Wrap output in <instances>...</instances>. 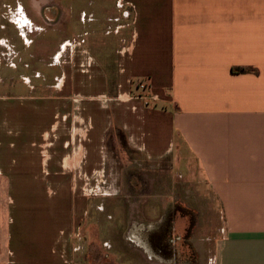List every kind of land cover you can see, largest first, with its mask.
<instances>
[{
    "label": "crops",
    "instance_id": "obj_1",
    "mask_svg": "<svg viewBox=\"0 0 264 264\" xmlns=\"http://www.w3.org/2000/svg\"><path fill=\"white\" fill-rule=\"evenodd\" d=\"M32 8L44 25L22 6L24 39L0 31V264H264V0H93L70 37L45 27L63 7ZM190 158L209 196L180 194L217 203L210 250L201 207L175 206Z\"/></svg>",
    "mask_w": 264,
    "mask_h": 264
},
{
    "label": "rangeland",
    "instance_id": "obj_2",
    "mask_svg": "<svg viewBox=\"0 0 264 264\" xmlns=\"http://www.w3.org/2000/svg\"><path fill=\"white\" fill-rule=\"evenodd\" d=\"M93 0H0V31H3V29H1L2 26H6L8 25L9 27V31H10V35H14L15 37L14 38V41H19L21 39H24L23 35L20 34L21 37L17 36L16 34L18 33V30L16 29V27L20 30L21 28L18 26V24H14L11 22V20H15V18L13 19H10L11 16H13V14L18 10V8L20 9L22 6L25 8V11L27 12V14L30 16V20L27 21L28 23V26L29 28L31 29L30 31H35V29L38 27L37 25H39L38 23H40L41 25H44V22L43 20H39L38 18H36V14H34V11H33V4L37 5V8H38V5L39 7L41 6H44L45 3L48 4V5H51V4H58L60 5L61 7H63L60 12V15H51L50 18H48L49 20L47 21L48 24L45 25V27L47 28V30H49L50 27H53L54 25L58 26L61 30L58 31V32H55V33H51V37H70V33H69V22H70V6L72 5H87V3L91 2ZM99 1V0H97ZM116 0H105V2L109 3L110 6L114 5ZM59 7V6H58ZM75 8V7H74ZM48 13H50L49 11H46ZM16 14V13H15ZM5 15V16H4ZM95 17V16H93ZM90 18H92V16H90ZM18 22V21H16ZM21 22V21H20ZM3 27V28H4ZM5 27V28H6ZM15 33V34H14ZM36 33V32H35ZM32 36L29 35V38L30 39H33L35 37V42L28 48V51L26 52L28 57L30 58V54L32 55H35L37 54V51H38V33H36ZM47 33L46 35L48 36L49 33L48 32H40V34H45ZM1 36V35H0ZM6 45L8 47H4L3 45L0 44V48L2 51L4 50H8V52H13L14 50V46L12 45V43L10 41H8V39H6ZM8 48V49H7ZM52 48V47H51ZM31 51V52H30ZM19 59V58H17ZM18 61H21L20 59L19 60H14L13 58L12 59H9V62H16L18 64ZM49 72L54 74V68H48ZM36 75H34V72H32V69H25L24 72L22 74H17V75H14L13 78H15V83L16 84H19V85H23V82H25L26 84L25 85H28L30 83V81L33 83V84H36L38 79H37V73H35ZM25 76H27L29 78V82H26L24 81V79H22V77L25 78ZM5 88V86H4ZM9 89V90H7ZM6 91H11L12 90H15V89H12V88H7ZM27 89V88H26ZM143 90V89H142ZM22 91H26V90H22ZM143 91H146L143 90ZM15 92V91H14ZM17 92V91H16ZM17 94V93H16ZM181 147L183 148V146L181 145ZM185 149V148H184ZM177 160V158H176ZM178 161V160H177ZM188 162V170L187 171H182L180 169H175L169 174L172 175V178H175L177 179V182L174 183V193L175 194H180L183 190L185 192V190L187 188H189V191L191 192V194L194 192H198V190H201V193L206 196L205 194L208 195V191H207V188L205 187V185H201L200 184V173H199V169H198V166L196 164L195 161L188 159L187 160ZM146 165V164H145ZM115 166L117 167V163L115 164ZM119 166H123V165H119ZM147 166V165H146ZM136 172H134L135 174H137V176H139L138 178H143L142 180H145V182H148V178H153V177H156V176H159L160 174L163 173V171L161 170H154L153 168H141L140 169H136L135 170ZM139 172V173H137ZM159 172V174H157ZM118 170H115V176L118 177ZM139 174V175H138ZM48 175V174H47ZM186 177V178H185ZM188 178V179H187ZM176 181V180H175ZM144 182V183H145ZM117 188V187H116ZM53 186H46L45 187V191L46 193H51L53 194L52 192H55V189ZM144 191L145 192H148L149 191V187L146 186L144 187ZM65 193V192H64ZM44 193H41V195H43ZM44 195H47V194H44ZM185 196V195H183ZM183 196L180 195H177V198L175 199H178L179 201L176 203L175 206H180V208H183V207H188L187 205H189L191 208L194 207V206H200L201 207V210L204 211L202 213V216H201V220L200 222L202 224L203 221L205 220L207 223V228L205 230V233L202 234L203 232H200L199 234H196V237L199 236V237H204L205 238V246H206V249L207 250H210V248L212 249L214 247V244H213V239H215V237L217 238L218 234H216V232H218V217L214 214L215 213V206L218 208V205L217 203H214L213 201H207V198L203 199V201L201 202H197V203H194L192 201H185V198L183 199ZM209 196V195H208ZM211 203H213L214 205H212ZM210 207V209L213 210L212 213H209L207 212L206 210ZM206 213V215H205ZM180 215V214H178ZM189 220H193V222H197L198 218H195V217H189L187 218V222H186V227H185V230L183 228V235L185 236V233H186V229H187V224L189 222ZM209 228V229H208ZM91 232V230H89ZM215 231V232H214ZM95 240V238H93ZM209 239V241L207 240ZM108 236L106 237L105 239V243H107L108 241ZM211 240V241H210ZM4 241H5V235L1 234L0 233V259L5 257V246H4ZM97 242V241H96ZM209 242V243H208ZM211 242V243H210ZM102 242H98L99 245L95 244L94 245V253H100V251L98 250V247L100 246ZM105 246H107V244H105ZM100 249V247H99ZM209 252V251H208ZM211 255V254H210ZM99 258L101 260H103L105 262V264H108L109 261H111L110 258L104 256V254L100 253L99 255ZM4 259V258H3ZM94 259H97L98 258H94ZM85 262L87 263H90V264H94L92 262V260H86Z\"/></svg>",
    "mask_w": 264,
    "mask_h": 264
},
{
    "label": "trees",
    "instance_id": "obj_3",
    "mask_svg": "<svg viewBox=\"0 0 264 264\" xmlns=\"http://www.w3.org/2000/svg\"><path fill=\"white\" fill-rule=\"evenodd\" d=\"M237 70H239L240 72H249V71H251V68L239 67Z\"/></svg>",
    "mask_w": 264,
    "mask_h": 264
},
{
    "label": "built area",
    "instance_id": "obj_4",
    "mask_svg": "<svg viewBox=\"0 0 264 264\" xmlns=\"http://www.w3.org/2000/svg\"><path fill=\"white\" fill-rule=\"evenodd\" d=\"M139 86H140V88L143 89V90L147 89V85H146V83H144V82H140V83H139Z\"/></svg>",
    "mask_w": 264,
    "mask_h": 264
}]
</instances>
